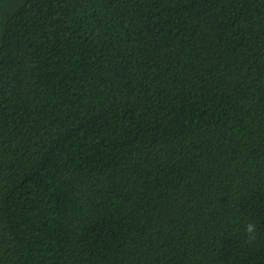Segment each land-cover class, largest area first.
<instances>
[{
  "label": "trees",
  "instance_id": "1",
  "mask_svg": "<svg viewBox=\"0 0 264 264\" xmlns=\"http://www.w3.org/2000/svg\"><path fill=\"white\" fill-rule=\"evenodd\" d=\"M0 264H264V0H0Z\"/></svg>",
  "mask_w": 264,
  "mask_h": 264
},
{
  "label": "clouds",
  "instance_id": "2",
  "mask_svg": "<svg viewBox=\"0 0 264 264\" xmlns=\"http://www.w3.org/2000/svg\"><path fill=\"white\" fill-rule=\"evenodd\" d=\"M255 231H256V228H255V225L254 224H249L246 228V233L248 234V237L250 240H254L256 237H255Z\"/></svg>",
  "mask_w": 264,
  "mask_h": 264
}]
</instances>
